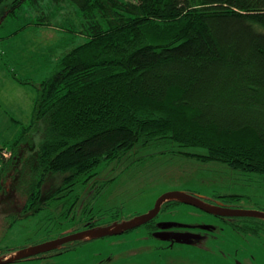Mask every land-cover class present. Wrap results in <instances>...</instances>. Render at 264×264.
I'll return each mask as SVG.
<instances>
[{
  "label": "trees",
  "instance_id": "1",
  "mask_svg": "<svg viewBox=\"0 0 264 264\" xmlns=\"http://www.w3.org/2000/svg\"><path fill=\"white\" fill-rule=\"evenodd\" d=\"M25 1L43 0H0V17ZM48 1L73 3L81 29L52 25L48 15L27 25L54 26L65 35L81 32L86 39L64 47L39 82L11 73L35 95L20 134L0 143V202L7 208L4 217L10 215L7 225L79 183L94 179V186L99 165L160 140L201 147L203 153L182 152L264 178V0ZM225 195L241 196H219ZM178 202L167 200L162 209ZM80 209L81 215L53 216H79L93 227L126 218L118 209L98 214ZM234 218L242 220L232 223L235 228L251 234H259L264 222Z\"/></svg>",
  "mask_w": 264,
  "mask_h": 264
},
{
  "label": "rangeland",
  "instance_id": "2",
  "mask_svg": "<svg viewBox=\"0 0 264 264\" xmlns=\"http://www.w3.org/2000/svg\"><path fill=\"white\" fill-rule=\"evenodd\" d=\"M46 15L50 17L52 25H65L73 30L81 29L83 19L77 7L69 1L59 6L48 0H43L40 5L25 1L14 13H3L0 17V50L4 51V54H0V143L6 141L8 144L20 134V130L30 118L32 98L35 95L32 86H20L22 84L13 79L11 73H15L19 79L39 82L50 75L57 56L64 47H71L86 39L81 32L70 31L69 35H65L53 28L54 26L27 25L39 16ZM182 151L203 153L205 149L178 146L167 140L137 147L122 160L99 165L96 168L94 186L91 184L94 179L85 184L79 183L63 197L51 200L48 206L39 212L58 216L62 211H67L81 215L80 207L85 206L94 214L118 209V215L123 218L148 210L156 198L168 190L186 191L207 201L222 202L234 208L264 211L262 174L233 169L218 160L203 162L195 155ZM85 191L94 193L87 196ZM234 193L241 196L238 199L227 195L219 196ZM13 205L12 209L16 207ZM4 206L5 202H0V255L12 249L17 251L24 246H31L40 236L47 234L44 231L64 226L65 218L62 217L61 220L64 221L61 223H44L35 218L33 221L23 218L7 225L5 222L9 221L10 215L6 214L4 217L7 211ZM172 208L179 212L171 217L173 220L203 224L200 228L204 233L202 242L193 250H155L154 243L168 240L153 235L146 236L145 230L138 226L121 236L110 235L95 239L94 251L101 250L104 259L109 250L105 247H108L110 242L122 238L126 242L121 246V253L128 247L136 252V255L131 257L124 254L123 258H134L136 262L142 260L151 264H264L263 235L251 234L233 226L232 223L241 224L242 220L234 217V220H231L230 217L208 213L183 202H178ZM161 215L162 212L159 216ZM139 235H144L145 238L136 240L135 237ZM87 249L71 251L58 257L61 264H93L90 247ZM105 263L103 260L99 264ZM4 264H42V261L16 260Z\"/></svg>",
  "mask_w": 264,
  "mask_h": 264
},
{
  "label": "flooded vegetation",
  "instance_id": "3",
  "mask_svg": "<svg viewBox=\"0 0 264 264\" xmlns=\"http://www.w3.org/2000/svg\"><path fill=\"white\" fill-rule=\"evenodd\" d=\"M204 200L207 201L206 199ZM210 202L215 203L216 201L214 202L210 201ZM163 204L164 202L162 203V205ZM162 205L160 207L159 212L153 218L139 225L145 230L146 236L153 235L155 237L165 238L168 240V242H164L161 240V241H158L157 243H154V249L158 251H163L164 249L175 248L174 250L176 251H183V250L187 251V250H193L195 247H197V245L200 244V242H202V237L204 233L200 231V228L203 227V224L197 223L196 221L189 222V221L173 220L171 217L179 213L177 210L172 208L174 205H172V207L165 208V210L162 209ZM161 212L163 215L159 216ZM140 213H143V212H136L132 215H129L125 219H128ZM226 217H229V216H226ZM230 217H234V216H230ZM24 218L28 220L31 219L32 221L35 218L37 220L43 221L44 223H48V222L51 223L53 221H62L60 220V218H57L56 216L41 214L39 211H36L33 214L26 216ZM64 220H65V222L63 223L64 226H59V227H56L55 229L53 228L52 231L50 230L44 231L47 234L40 236L38 240L34 242V244L47 241V240H52L54 238L63 236L68 233H72V232H76L79 230L93 227V225H90V221L81 223L79 216L78 218L73 217V218L64 219ZM79 221L80 223H78ZM114 221L115 220H113V222ZM67 224H70V225L65 227ZM259 225H260L259 234L263 235V245H264V222L261 221ZM57 229L59 230L56 231ZM130 230H125L122 233L114 234V235L121 236L122 234L127 233ZM207 232H210V231H207ZM107 236H110V235H107ZM143 237L144 235L143 236L139 235V236H136L135 239L142 240ZM98 238H101V237H98ZM95 239L97 238L80 239V240H72V241L64 242V243L57 245V247L53 249H49L47 251L36 253L34 255L19 259V261L20 260H33V261L40 260V262L42 261V264H61L62 263L61 259L58 256L63 255L64 253L71 252V251L83 250L86 248L89 249L90 247V249L92 250L90 251L89 249V252L92 253L93 258H91L92 260L91 263L93 264L102 263L103 260L106 261L105 264H151L148 262H144L142 260L139 262H136L134 258H130V259L123 258L124 254H126V256L128 257H131V256H135L136 252L131 247H128L125 250V252L121 253L120 251L121 246L124 245L126 242L122 238L117 239V241L110 242L108 244V247H105V249H109V250L107 252L108 256L103 259L101 250L94 251L95 248H94L93 242ZM88 240L90 241L89 243L86 242ZM147 247H148V244L145 245V250H147ZM0 256H3V255H0Z\"/></svg>",
  "mask_w": 264,
  "mask_h": 264
},
{
  "label": "water",
  "instance_id": "4",
  "mask_svg": "<svg viewBox=\"0 0 264 264\" xmlns=\"http://www.w3.org/2000/svg\"><path fill=\"white\" fill-rule=\"evenodd\" d=\"M167 200H177L186 204L193 205L205 212L213 213L219 216H254L264 218V211L254 209L234 208L224 205L222 202H208L199 195L182 190H168L161 193L153 203V206L147 211L132 216L121 221H114L109 225L95 226L76 232L59 236L52 240L43 241L28 247H23L9 255L0 256V264L13 262L36 253L44 252L57 247V245L80 239H91L122 233L125 230L139 226L149 219L153 218L160 210L163 202Z\"/></svg>",
  "mask_w": 264,
  "mask_h": 264
},
{
  "label": "built area",
  "instance_id": "5",
  "mask_svg": "<svg viewBox=\"0 0 264 264\" xmlns=\"http://www.w3.org/2000/svg\"><path fill=\"white\" fill-rule=\"evenodd\" d=\"M2 153H3L4 155H7V154H8L5 150H3Z\"/></svg>",
  "mask_w": 264,
  "mask_h": 264
},
{
  "label": "crops",
  "instance_id": "6",
  "mask_svg": "<svg viewBox=\"0 0 264 264\" xmlns=\"http://www.w3.org/2000/svg\"><path fill=\"white\" fill-rule=\"evenodd\" d=\"M20 86H24V85H20ZM11 115V114H10Z\"/></svg>",
  "mask_w": 264,
  "mask_h": 264
}]
</instances>
